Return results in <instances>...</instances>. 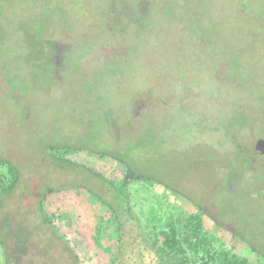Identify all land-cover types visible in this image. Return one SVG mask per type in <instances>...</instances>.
<instances>
[{
  "label": "rangeland",
  "instance_id": "1",
  "mask_svg": "<svg viewBox=\"0 0 264 264\" xmlns=\"http://www.w3.org/2000/svg\"><path fill=\"white\" fill-rule=\"evenodd\" d=\"M259 139L264 0H0V159L19 173L0 199V264L5 250L9 264L87 263L83 209H105L76 187L110 200L86 168L120 179L124 167L155 183L130 181L146 231L152 207L191 211L227 249L264 258ZM48 146L70 148L55 156L71 165L56 168ZM48 187L65 242L38 208Z\"/></svg>",
  "mask_w": 264,
  "mask_h": 264
},
{
  "label": "trees",
  "instance_id": "2",
  "mask_svg": "<svg viewBox=\"0 0 264 264\" xmlns=\"http://www.w3.org/2000/svg\"><path fill=\"white\" fill-rule=\"evenodd\" d=\"M44 150L51 152V156L49 153L46 155L56 168L71 165L68 160L55 156V152L57 155L60 152L67 154L70 148L48 146ZM0 168L7 170L8 181L5 184L0 180L1 199L13 191L18 183L19 173L17 168L6 159H0ZM124 168V174L120 179L117 176L106 177L91 168H86L90 174L101 180L110 193L112 192L113 196L110 200H106L81 185L76 187L87 193L88 197L97 200L100 207L105 209L103 211L98 206L92 205H87L83 209L85 229L89 231L94 244L93 253L85 264H118L121 263L123 257H129L131 264H260L261 262L264 264V258L255 255L254 251L252 254L255 258L251 259L237 254L232 249H227L220 239L208 233L203 226V219L195 212L192 214L189 211L186 217H183L182 212L160 217L158 213L161 214V208L157 210L152 207L148 215L150 218H146V222L152 224V229L146 231L143 228L141 217L130 203L129 189L136 187L135 184L144 183L153 186L155 183L139 173L135 174L131 167ZM131 180L136 183L130 182ZM59 192L61 189L45 188L39 196L38 208L43 221L51 227L53 233L61 241H64L65 236L58 235V228L43 207L46 197ZM156 203L159 206L161 202L156 201ZM111 226L114 227L116 235L115 247L111 245L109 233ZM128 227L131 228L130 231L127 230ZM0 243L3 245L1 239ZM255 259L256 262L253 261ZM3 264H9L6 250ZM76 264L81 263L76 262Z\"/></svg>",
  "mask_w": 264,
  "mask_h": 264
},
{
  "label": "water",
  "instance_id": "3",
  "mask_svg": "<svg viewBox=\"0 0 264 264\" xmlns=\"http://www.w3.org/2000/svg\"><path fill=\"white\" fill-rule=\"evenodd\" d=\"M254 153L259 156H264V139H259L255 142Z\"/></svg>",
  "mask_w": 264,
  "mask_h": 264
}]
</instances>
